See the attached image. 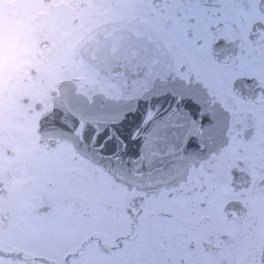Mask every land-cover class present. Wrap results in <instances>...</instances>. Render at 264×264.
<instances>
[{"label": "snow or ice", "instance_id": "1", "mask_svg": "<svg viewBox=\"0 0 264 264\" xmlns=\"http://www.w3.org/2000/svg\"><path fill=\"white\" fill-rule=\"evenodd\" d=\"M0 264H264V0H0Z\"/></svg>", "mask_w": 264, "mask_h": 264}]
</instances>
